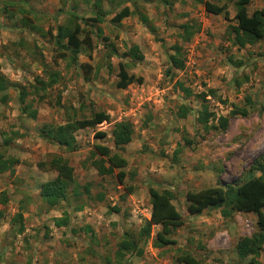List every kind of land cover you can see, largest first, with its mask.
<instances>
[{"label":"rangeland","instance_id":"1","mask_svg":"<svg viewBox=\"0 0 264 264\" xmlns=\"http://www.w3.org/2000/svg\"><path fill=\"white\" fill-rule=\"evenodd\" d=\"M8 1L14 5L4 12L2 6ZM93 1L0 0V73L9 82L8 98L0 101V151L18 159L12 170L0 171V190L6 194V202L0 203V264H106L105 257L112 259L121 232L137 228L148 217V186L172 190L182 223L170 235L173 243L153 246L148 238L141 255L126 253L119 264H174L175 255L183 250L201 263L244 264L234 243L239 235L255 230V213L235 211L223 216L220 206L190 213L184 193L259 172L250 167L264 150V36L237 47L228 38L230 21L206 11L195 0H101L102 18L97 22L89 19L94 16ZM211 1L226 3L229 16L233 14L232 0ZM125 4L132 12L118 22L111 20ZM261 6L264 0L247 4L248 11ZM20 7L30 9L26 14L36 29L20 25ZM136 7L153 30L140 20ZM69 9L82 16L78 20L91 30L93 43L90 57L82 48L73 62L56 55L55 44L45 32L49 25L62 22ZM182 23L191 24L193 30L182 42L184 67L166 72V54L170 44L181 41ZM108 42L116 54L108 53ZM131 44L138 46L140 59L121 55ZM229 55L242 64L233 66ZM84 60L92 65L87 79L79 67ZM117 61L125 62L127 72L141 76V81L117 87ZM44 69L57 70V81L47 86L38 83L36 76L46 79ZM175 80L187 86L190 94L182 93ZM13 83L25 90L21 103ZM201 102L212 112L205 125L196 120ZM24 103L35 110L34 117L21 111ZM181 104L190 109L180 113ZM234 106L244 107L246 114H230ZM98 109L109 118L78 128L77 147L72 151L38 135L42 122H64ZM219 115L227 116L224 128L218 124ZM118 120L133 126L132 137L121 150L127 160L121 183L114 174L99 175L91 164L96 157L92 143L111 147L110 128ZM97 130L105 134L94 135ZM52 153L66 156L75 180L88 182L91 194L102 192L103 198L70 197L48 206L38 188L54 171L37 162ZM124 185L131 190L124 193ZM113 205L117 211L110 209ZM18 211L21 220L13 221ZM62 216L67 223L57 224L54 218ZM20 222L22 229L17 231ZM85 225L91 230H84ZM156 228L152 226L151 234ZM256 258L264 264V252Z\"/></svg>","mask_w":264,"mask_h":264},{"label":"trees","instance_id":"2","mask_svg":"<svg viewBox=\"0 0 264 264\" xmlns=\"http://www.w3.org/2000/svg\"><path fill=\"white\" fill-rule=\"evenodd\" d=\"M135 0H132L134 2ZM202 3L203 8L211 13L220 14L230 22L227 24V33L230 42L237 47L244 46L246 43H254L264 36V6L253 8L248 11L247 4L249 0H232L234 12L229 16L227 5L224 2L217 3L211 0H195ZM12 1L6 2L2 6V11H10L9 6H13ZM94 9V16L91 20L94 22L102 18L101 0H94L92 3ZM75 5H72L74 7ZM137 8V7H136ZM22 15L19 18L20 25L36 29L37 26L33 22V18L26 14L30 9L20 7ZM132 10L127 4L122 5L112 16L111 20L118 22L122 17L129 15ZM137 13L140 20L153 30V25L149 23L146 15L137 8ZM82 16L75 13L71 9L67 11V16L62 22L49 25L45 30L49 39L55 44L57 49L56 55L66 57L71 62L75 61L77 54L82 48H86L87 57H90V50L93 47L90 36L91 30L80 24ZM181 31L179 33L180 42L174 41L170 44L166 54L165 71L169 72L171 69H182L184 67L185 58L183 53L182 42L189 39L192 33L191 24L182 23ZM197 29V26H196ZM99 31V28H98ZM106 39V38H104ZM109 43V54H116L117 50ZM121 55L129 56L133 59H140L142 53L136 44L129 45L126 50L121 52ZM228 61L233 66L237 67L242 64L241 59H235L231 55L227 56ZM79 67L82 70L83 77L88 78L92 71L90 62L84 60L79 62ZM45 70V69H44ZM117 80L115 85L117 87H125L127 83L135 81L140 82L141 76H134V74L127 72L126 63L117 61ZM171 73V72H170ZM46 79L41 76H36L35 80L43 86H47L57 81V70H45ZM0 73V101L4 102L8 98L6 87L9 82ZM17 89L18 101L21 103L24 100L25 90L22 86L13 83ZM174 85L178 87L185 95L190 94V89L184 86L180 80H175ZM208 89V92H212ZM198 97V96H197ZM203 100V93L199 94ZM247 102L248 98H246ZM201 108L197 110L196 120L205 125L208 117L212 114L207 109L205 103L201 102ZM21 111L27 112L28 115L34 117L35 110L30 108L28 103L21 104ZM180 113H184L186 109H190L185 104L179 105ZM230 114L241 113L246 114L244 107L234 106L229 110ZM108 113L103 109L93 110L89 116L80 118L66 119L64 122H42L38 128V135L46 141L53 142L67 151H72L77 147L75 138V131L78 128L85 126H94L95 124L107 120ZM218 124L224 128L227 124V116L219 115ZM133 133V126L128 120H118L113 122L110 128L112 146L103 143H92L93 153L96 157L91 160V164L96 169L99 175L114 174L118 183L123 181L125 171L123 167L127 160L121 154L124 145L130 141ZM103 130L94 132L96 136H103ZM18 159L12 155H3L0 151V171L9 169L12 170V165ZM37 165L42 168H49L54 171V175L39 184L38 195L46 202L48 206L57 203L60 200L68 201L70 197L85 196L90 199L100 200L103 198L102 192H97L95 196L91 194L90 184L88 182L79 183L75 180L73 174V167L69 163L66 156L52 153L49 154L45 160H40ZM259 172L252 174L240 181H217L215 184L206 185L197 189H188L184 193L186 200V209L190 213H197L201 209L208 206H220L221 214L223 216H230L235 211L253 212L255 213V230L250 234L239 235L234 243V250L238 258L244 259V264H259L256 256L260 252H264V150L253 158L251 167ZM125 192L131 190L130 186L124 185ZM149 195V214L148 217L143 218L142 222L137 228L124 229L121 232L119 239L115 243L113 249L112 259L106 256V264H119L123 261L124 255L139 256L142 254L143 245L151 238L153 246H163L173 243L171 238L173 230L182 223V216L175 207L172 199L173 193L170 188H156L148 186ZM6 202V194L4 190H0V203ZM83 202L75 206L79 209ZM110 209L117 211L118 206L113 205ZM3 212L0 208V217ZM57 224H66L67 218L65 216L55 217ZM12 220H21V213L18 211L12 216ZM156 225L154 233L151 234L152 226ZM22 229L21 222L18 225L17 231ZM84 230H91L89 225H85ZM174 264H208L201 263V261L190 252L183 250L176 254Z\"/></svg>","mask_w":264,"mask_h":264}]
</instances>
